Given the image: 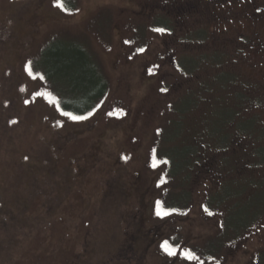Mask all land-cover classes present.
Returning a JSON list of instances; mask_svg holds the SVG:
<instances>
[{
    "label": "rangeland",
    "instance_id": "obj_1",
    "mask_svg": "<svg viewBox=\"0 0 264 264\" xmlns=\"http://www.w3.org/2000/svg\"><path fill=\"white\" fill-rule=\"evenodd\" d=\"M78 47L83 118L43 56ZM262 129L264 0H0V264H264Z\"/></svg>",
    "mask_w": 264,
    "mask_h": 264
},
{
    "label": "trees",
    "instance_id": "obj_2",
    "mask_svg": "<svg viewBox=\"0 0 264 264\" xmlns=\"http://www.w3.org/2000/svg\"><path fill=\"white\" fill-rule=\"evenodd\" d=\"M166 24L167 23L162 20L161 25L165 26ZM165 29L170 32V28L166 27ZM43 56L50 69L49 73L51 77L49 78V81H51L54 85L56 83L57 85H61L66 88V92L64 93L65 96L59 99L61 110L74 118H83L89 115L97 107V104L106 96L108 90L107 81L101 73V70L99 69V66L93 56L85 49L79 47L60 50H56V48L49 49L43 53ZM219 73L220 79L218 80L216 77V80L213 82L218 86H224L228 83V81L230 82L234 80L231 75H228L223 71H219ZM226 75H228V80L221 82L225 79ZM191 104L194 106L196 105V102L191 101ZM233 120V116L228 117V119H225L221 123V126H218V137L221 139L220 146H224V144H226V140L229 135L227 134L228 132L225 133L224 131L225 125L229 122L231 123ZM238 123L240 122H237V124ZM180 125V122L175 124V128L178 131ZM242 125H248L247 127H249V130L246 129V131L241 129V131L251 132L254 130L252 121L242 122ZM178 133L179 132L175 131V134L169 140L170 143L174 142V138H177ZM260 136H264V129L261 130ZM182 144L185 143H180L179 146ZM180 151H182V154L176 155L175 158L172 159L173 162H184L182 168L176 175L179 177L183 176V172H187V168H189L188 165L191 164V161H194L193 158L195 153L194 149L191 150L187 145H183ZM253 154L257 160H264L263 149L256 148L254 149ZM193 164L194 163H192V165ZM183 178H188V176H184ZM228 196L229 195H226L225 197ZM0 210L2 211V209ZM1 211L0 216L5 218L7 225V221H10L11 217L9 218V216H7L9 214L7 211L4 213H1ZM5 220H1V222H5Z\"/></svg>",
    "mask_w": 264,
    "mask_h": 264
}]
</instances>
